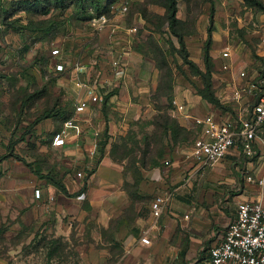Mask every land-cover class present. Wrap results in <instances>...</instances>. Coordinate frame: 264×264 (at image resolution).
I'll use <instances>...</instances> for the list:
<instances>
[{"label": "crops", "instance_id": "1", "mask_svg": "<svg viewBox=\"0 0 264 264\" xmlns=\"http://www.w3.org/2000/svg\"><path fill=\"white\" fill-rule=\"evenodd\" d=\"M243 8L234 31L224 23L211 34V82L219 106L198 93L202 82L181 83L179 73L162 83L169 98L158 99V65L135 50L125 52L126 36L108 41L103 36L107 32L99 34L98 44L110 56L97 53V44L89 50L86 45L80 55L84 65L65 58L70 64L62 77L74 106L70 117L80 124V131L69 129L64 139L67 170L62 171V183L69 194L85 186L78 194L66 195L22 164L10 173L9 182L13 190L26 184L39 190L38 196L22 198L13 191L12 201L36 216L54 212V232L74 236L79 264H209L210 249L235 219L238 203L255 200L264 205V188L256 181L264 178V125L249 144L236 141L213 165L202 164L192 154L195 139L205 138L196 118L210 114L219 121H239L258 101L259 90L250 91L249 85L259 84L264 76V11ZM115 60L118 64L113 65ZM3 91L0 82V94ZM91 91L102 99L80 107V101L90 100ZM164 111L192 134L190 148L179 145L169 128V140L154 158L156 164L127 167L113 156V146L128 128ZM1 175L0 183L6 178ZM157 196L166 201L158 216L151 209ZM0 264H6L1 256Z\"/></svg>", "mask_w": 264, "mask_h": 264}, {"label": "rangeland", "instance_id": "2", "mask_svg": "<svg viewBox=\"0 0 264 264\" xmlns=\"http://www.w3.org/2000/svg\"><path fill=\"white\" fill-rule=\"evenodd\" d=\"M176 1V16L179 19L176 30L183 35L182 45L168 27L167 8L163 0H116L106 13L96 10L77 13L72 5L62 11L51 9L43 17L36 8L17 13L23 23L28 19L37 21L42 18L46 20L44 24L52 23L48 30L42 32L19 33L0 25V82L4 86L0 94V120L3 125L0 175L6 177L0 183L3 195L0 197V256L6 264H79L80 261L74 236L65 238L54 232V212L36 216V212L27 207L19 208L12 201L13 191H17L22 198L33 193L38 196L36 189L26 184L13 190L9 182V175L17 164L27 167L39 178L40 174H50L62 182V171L67 170V159H64L62 149L64 139L69 135V130L64 135L62 124L74 108L67 97V86L62 77L70 64L65 58L84 65L80 55L86 45L89 50L98 44L102 37L99 34L107 32L108 35H103L107 40L126 36L125 52L135 50L155 60L160 70V83L155 96L166 100L169 93L162 83L171 81L173 73H179L181 83L190 81L195 85L196 81L203 84L194 66L201 72L205 71V41L207 38L210 41L212 32L219 31L224 23L229 24L231 32L234 31L237 17L244 12L243 6L250 7L243 0ZM3 2L9 8L15 5L12 0ZM122 7L126 9L121 11ZM255 10L262 12L257 7ZM101 45L98 44L97 53L110 56L109 50ZM54 50L58 52L54 53ZM209 58L211 62L210 55ZM35 60L39 63L33 66ZM57 64H62L63 68H58ZM187 73L192 75L193 81ZM44 112H51L53 116L35 121ZM170 118L164 111L138 121L113 146V152L127 167L141 164L142 160L150 164L165 148V140H169L167 129L171 128ZM150 122L153 126L148 124ZM159 125L163 129H157ZM185 132L178 131L176 141L190 148L193 136ZM55 136L62 137V140L54 141ZM248 148L251 149V145ZM47 182L60 190L55 182L49 179Z\"/></svg>", "mask_w": 264, "mask_h": 264}, {"label": "built area", "instance_id": "3", "mask_svg": "<svg viewBox=\"0 0 264 264\" xmlns=\"http://www.w3.org/2000/svg\"><path fill=\"white\" fill-rule=\"evenodd\" d=\"M125 9L122 7L121 11ZM57 52L58 50H54V53ZM116 64L117 60L113 62V65ZM57 67L63 68V65L57 64ZM258 82L259 84L252 82L249 85L250 91L258 89L260 94L251 114L247 117L239 121L229 119L219 121L207 114L195 119V123L202 127L205 135V138H196L192 146V154L196 160L202 164L213 165L223 158L236 141L249 144L257 136L264 125V76ZM90 94V100L78 103L80 107L87 106L89 101L96 102L102 99L94 91ZM176 105L178 108L183 107L180 104ZM63 127L64 135L69 129H74L77 133L80 131V124L71 117L64 120ZM58 137L55 136L54 141L62 140V137ZM258 183L264 188V178L259 179ZM36 193L39 194L38 189ZM165 202L162 196H157L152 201L151 209L154 215L160 214ZM209 256V264H264V205L255 200L240 201L235 219L227 225L221 241L210 249Z\"/></svg>", "mask_w": 264, "mask_h": 264}, {"label": "trees", "instance_id": "4", "mask_svg": "<svg viewBox=\"0 0 264 264\" xmlns=\"http://www.w3.org/2000/svg\"><path fill=\"white\" fill-rule=\"evenodd\" d=\"M166 4L167 8V18H168V27L170 31L175 35L181 45L183 44V35L181 32H178L176 30V25L179 22V19L176 16L177 12V1L176 0H163ZM246 5L257 7L264 11V1L263 0H243ZM116 0H12L11 8L4 5L3 0H0V25H3V27L7 30H14L16 32L22 33L25 31L30 32H42L48 30L50 28V25L52 23L44 24L45 18H42L40 20H33L28 19L25 23L22 22V17L17 14L18 12L22 10H30V9H37L38 12H40V15L42 17L51 12L52 10H60L64 9L66 6L72 5L77 13H85L87 10H96L100 13H106L110 10V7L112 4H114ZM52 5L53 7L51 8ZM212 8V7H211ZM52 9V10H51ZM212 10V9H211ZM55 24V23H54ZM210 41L209 38L205 41L204 45V68L205 71L201 72L198 70L195 66L194 69L196 72H198L201 75L202 81H203V87L198 89V93L205 98L210 103H213L217 106L220 105L219 99L214 94V90L212 89V82H211V75H212V64L210 62L209 53H208V45ZM182 54V53H181ZM184 57V54H182ZM39 63V61L35 60L32 62V65H36ZM192 65V62H188ZM107 97V96H105ZM60 113V112H58ZM53 116V113L51 112H44L41 117L37 118L35 121H39L40 119H45L48 117ZM70 117V114L67 118ZM66 118V119H67ZM171 121L169 124H171V130H172V137L176 140L177 132L178 131H184L182 127H179L176 125V122L173 118H170ZM157 125V124H156ZM168 125V124H167ZM166 125V126H167ZM165 126V127H166ZM15 141H13L14 143ZM113 156L118 158L115 152H113ZM19 160L25 162V160L19 156H16ZM143 163H141L143 166H147V163L142 160ZM157 161L155 159H152L150 164H156ZM149 165V164H148ZM41 178H47L53 182H55L59 187L60 190L63 191L66 195H75L80 192H82V189H80L77 192H74L73 194H69L66 190L64 184L61 182V180H55L52 175L50 174H40Z\"/></svg>", "mask_w": 264, "mask_h": 264}]
</instances>
